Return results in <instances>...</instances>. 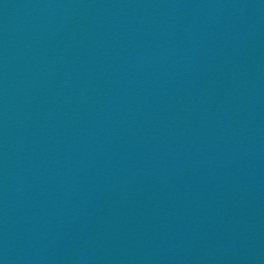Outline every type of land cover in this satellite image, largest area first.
Here are the masks:
<instances>
[{
  "label": "water",
  "instance_id": "1",
  "mask_svg": "<svg viewBox=\"0 0 264 264\" xmlns=\"http://www.w3.org/2000/svg\"><path fill=\"white\" fill-rule=\"evenodd\" d=\"M0 264H264V0H0Z\"/></svg>",
  "mask_w": 264,
  "mask_h": 264
}]
</instances>
